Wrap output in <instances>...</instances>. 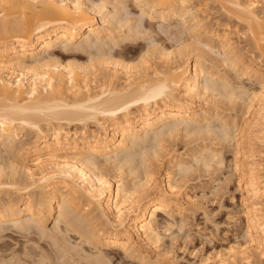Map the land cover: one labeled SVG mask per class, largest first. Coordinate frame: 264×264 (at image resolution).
Segmentation results:
<instances>
[{
  "label": "bare ground",
  "instance_id": "6f19581e",
  "mask_svg": "<svg viewBox=\"0 0 264 264\" xmlns=\"http://www.w3.org/2000/svg\"><path fill=\"white\" fill-rule=\"evenodd\" d=\"M153 31L173 48L152 40L134 62L112 51ZM70 49L86 51L87 62L61 60ZM175 139L196 144L158 169L162 141ZM259 142L264 0H0V233L23 239L0 246V264H127L110 250L174 264L161 233L186 226L197 203L175 176L220 169L225 147L244 196L240 252L264 253V213L249 201L264 194ZM223 250L215 264L225 263ZM208 255L193 264H211Z\"/></svg>",
  "mask_w": 264,
  "mask_h": 264
},
{
  "label": "rangeland",
  "instance_id": "374dc122",
  "mask_svg": "<svg viewBox=\"0 0 264 264\" xmlns=\"http://www.w3.org/2000/svg\"><path fill=\"white\" fill-rule=\"evenodd\" d=\"M126 6H127V9L129 8L128 11L130 10L132 14L133 12L134 14L138 12L137 8L132 3ZM135 17L137 18V16ZM215 18L217 17H211V23L215 22L214 21ZM143 21L147 22V20H143ZM155 24L157 25V23ZM156 31H153L152 33H148V34L145 33L143 37L141 35V37L138 36L139 38L138 37L134 38V40L132 38L131 40L126 41L124 45L118 44L119 46H117L116 49H113L112 51L117 52L121 48L120 50H122L123 52L125 50L126 52L125 54H128V55H125L124 57H121V56H117V57L118 58L120 57L123 60L131 59V61L134 62V60L136 61L135 56L139 55L140 51L141 53L142 51H145V49L148 46H150L149 44H150V41L152 40L153 41L151 42V45L152 43H155L158 45L162 44L161 46H164V48H167L168 50H170V48H173V46H171L172 45L171 43L173 42L169 39H165L163 34H159L158 32L155 33ZM239 45L242 48H244L246 58L253 59L251 58L252 57V54L250 53L251 49L248 48L249 45L247 44V41L241 39L239 41ZM122 48H124V50ZM127 50H131V51H127ZM63 53L64 54L61 60H64V61L67 59L68 60L70 59L71 61L73 59L72 61L84 63L85 61L87 62L89 58L88 53H86V51H83V50L81 51V50H74V49L71 50L70 49V50L64 51ZM153 54H156V51ZM131 57L132 58L134 57L135 59H132ZM218 69L220 70L221 68L218 67ZM221 72L224 73L222 70L220 71V73ZM230 77L228 79L231 81V83L236 84L235 81L232 79L233 77H231V79ZM245 77L243 78L241 77L242 79H240L239 81L236 80L235 78L234 79L236 80L237 84L238 83L241 84L240 82H242V86L243 85L245 87L247 86L246 88H249V87L252 88V86L256 87V84H253V82H250V80ZM213 98L212 100L216 99V97L214 99ZM227 107H229V104L227 103L226 104L223 103L221 105V108L224 111H228L229 113L231 112V114H233L234 111L229 110V108L227 109ZM186 140L187 139H185V141ZM167 141L166 140L165 142L162 141L163 146L164 145L165 146L163 147L164 149L161 150L162 154L161 152L159 153L160 157H159V162H158L159 163L158 169L160 170L163 169L171 153H174L175 151L182 152L183 149L191 147V145L195 142V141L194 142L191 141L192 143L190 142V144H188L189 146L186 144L185 145L186 147L184 148L183 146L184 139L183 141H181V139L180 140L175 139L173 143H170L169 141L168 142ZM197 142H200V140H198ZM205 142L207 143L208 139ZM255 148H256V151H255L256 158L259 163L257 166V173H258L259 179L264 180V142L257 143L255 145ZM175 149H179V150L177 151ZM227 150H228V147L227 148L225 147L223 149V154H224L223 156H224L225 164L223 163L224 166L220 167V169L214 170L212 168L209 171L204 170L205 172L196 170V171H192L189 174H186V176H182V177H180L179 175H178L179 177H177V175L175 176L177 180L175 181L176 184L178 183L177 185L181 188V190L183 192L185 191V193H188V196L190 195V197L194 198L193 200L197 203L195 204L194 208H192L191 210L190 209L186 210L187 213L189 214V218H187L188 219V221L186 222L187 225L184 226L181 230H178L179 228H176V226H173L171 227L170 230L165 229V231L163 230L164 232L163 231L162 233L160 232L162 234L161 235L162 238H160L161 240H159L160 243L158 242V244L160 245L159 247H162L161 249L163 251H165L166 249L168 250V252L167 250L165 252H167V256H169V254H170L169 257L173 256L171 258H174L172 259L174 261L173 262L174 264H193L194 262L199 260L198 257H201L205 254H209V255L211 254V258H210L211 260L209 259V261L215 264L214 262L215 261L214 256L216 255L215 251L223 250V249L227 250L225 251L226 253L224 252V250H223L224 253H222L225 258L224 264H264V253L263 252L261 253L256 249L254 250L252 249L251 251L253 252H251L249 256H246V254H243V252L242 253L240 252V249L243 247L242 244H244L243 242L244 237L242 236L243 233H241L242 231L241 226H242V223L244 222L243 221L244 217L241 213H239V211L243 210L244 208V205H243L244 202L242 201V198L244 196L241 195V191L239 187H237V183L235 181L236 178L233 177L234 174L232 173L231 175L232 178L229 174V172L231 171L229 169V167L231 166V165L229 166V163L231 162L229 161L228 163V160L231 159L230 158L231 152H229L230 149L228 151ZM226 165H228L229 167L228 166L226 167ZM226 175L230 176L231 181L228 184V187L227 186L223 187L224 185L222 186L223 189L221 190L223 191L226 189L225 192L221 193L220 191H218L217 193H215V191L212 190L214 185L217 183L221 184L223 178ZM220 188H221V185H220ZM227 188H228V191H227ZM210 189L212 190V192L209 191ZM260 198H251L249 201L257 202V203L260 202L257 204L258 205L257 207L259 208V212L264 213V194ZM237 212L239 213L237 215H239L240 220L237 221L236 223L235 221L234 222L232 221L233 220L232 218H233V215H236ZM43 225H44L45 230H50L49 228H51L52 221L50 219L45 220ZM11 229L8 228V230L5 229L1 231L0 235H3V237L1 236L0 238V246H3V245L7 246L9 244L12 247H17L18 244L17 246L16 245L14 246L15 240H17L18 242L23 241L22 237L20 238V235L13 232V229L12 230ZM35 238H38L37 240L39 243L49 247V245L46 244V239H43V238L40 239L37 236H35ZM71 240H74V238L72 237ZM230 247L231 248L233 247L232 248L233 251L231 250L229 251ZM147 250L149 252V250L151 249H147ZM110 252L116 253L118 257H122L123 261L127 264H139L135 259L126 257L117 250H110ZM218 252H219L218 254H220V251ZM150 253L149 254L152 257L151 259L155 260L153 252L150 251ZM165 255L166 254H164V256ZM166 257H164V259H166ZM212 257H213V260H212ZM160 261L156 259V264H158V262L160 264Z\"/></svg>",
  "mask_w": 264,
  "mask_h": 264
}]
</instances>
